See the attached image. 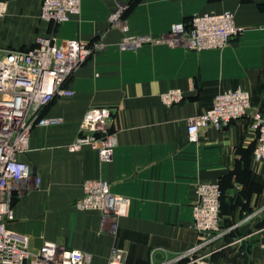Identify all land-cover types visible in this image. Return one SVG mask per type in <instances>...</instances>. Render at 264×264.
I'll list each match as a JSON object with an SVG mask.
<instances>
[{"label":"crops","instance_id":"0c3cea01","mask_svg":"<svg viewBox=\"0 0 264 264\" xmlns=\"http://www.w3.org/2000/svg\"><path fill=\"white\" fill-rule=\"evenodd\" d=\"M5 1L0 51L28 49L32 36L50 33L59 41L99 43L67 83L74 94L56 96L44 111L61 121L33 128L20 159L41 181L15 194L8 225L29 234L33 249L54 241L90 253L93 264H107L114 247L125 251V264H174L202 239L194 226L196 187L217 181L226 233L202 252L218 264H264V162L252 156L251 115L222 128L203 127L198 141L188 134L189 118L222 90H249L251 111L264 112V0H83L80 14L59 24L40 18L42 0ZM225 9L244 29L222 49L121 45L127 37H158L194 14ZM172 88L186 97L169 105L162 94ZM102 109L110 111L115 136L110 160L91 145L70 147L86 114ZM88 179L106 181L113 194L130 200L115 232L111 221L102 225L100 211L76 205Z\"/></svg>","mask_w":264,"mask_h":264},{"label":"built area","instance_id":"2783aa9c","mask_svg":"<svg viewBox=\"0 0 264 264\" xmlns=\"http://www.w3.org/2000/svg\"><path fill=\"white\" fill-rule=\"evenodd\" d=\"M83 0H42L40 15L59 24L80 14ZM7 2L0 0V18L7 12ZM120 12L113 13L112 22L119 20ZM231 9L197 13L189 19L174 23L158 37H127L123 47L140 46L146 41L183 46L192 50L222 49L239 35L244 27L237 25ZM98 42L80 39H62L50 33L37 38L28 49L0 51V264H93L92 255L54 241H45L38 249L31 247L29 234L11 228L14 218L13 198L40 183L33 176L27 162L20 155L28 150L30 136L37 124L58 123L61 118L44 115L56 96H72L68 86L73 73L92 55ZM185 93L172 88L162 94L166 104L181 102ZM252 109L249 90L238 87L219 91L209 108L189 118L188 134L198 141L203 127L222 128L235 119L250 114L252 129L256 132V145L252 156L264 161V112ZM108 109L89 111L80 124L81 135L71 143L75 150L91 145L98 148L103 160H110L115 136L110 126ZM193 204L194 226L202 239L179 260L183 264H218L202 249L226 233L221 214L222 189L220 182H201L196 187ZM130 200L113 194L106 181L88 179L83 194L76 201L81 209H94L102 213V225L109 221L113 231L119 217L127 214ZM125 251L114 247L107 264H125Z\"/></svg>","mask_w":264,"mask_h":264},{"label":"rangeland","instance_id":"374dc122","mask_svg":"<svg viewBox=\"0 0 264 264\" xmlns=\"http://www.w3.org/2000/svg\"><path fill=\"white\" fill-rule=\"evenodd\" d=\"M135 1H136V0H129V1H128V4H133V3H135ZM40 18L43 19V18L41 17V15H40ZM44 20H45V19H44ZM38 36H39V35H38ZM7 37H8V36H3L4 39H6ZM39 37H40V36H39ZM37 38H38L37 35H36V36H32V39H30L29 43H33V44H31V45H35L36 42H37ZM22 47H23V46H22ZM260 162H264V161H260ZM203 250H204V249H203ZM210 259L213 260L211 257H210ZM184 262H186V260H183V259H182V260H179V261H178V264H183Z\"/></svg>","mask_w":264,"mask_h":264},{"label":"water","instance_id":"95a60500","mask_svg":"<svg viewBox=\"0 0 264 264\" xmlns=\"http://www.w3.org/2000/svg\"><path fill=\"white\" fill-rule=\"evenodd\" d=\"M249 227H250V223H247L245 226L242 227V230L247 231ZM262 242L264 243V233H263Z\"/></svg>","mask_w":264,"mask_h":264},{"label":"bare ground","instance_id":"6f19581e","mask_svg":"<svg viewBox=\"0 0 264 264\" xmlns=\"http://www.w3.org/2000/svg\"><path fill=\"white\" fill-rule=\"evenodd\" d=\"M120 222V221H119ZM118 223V222H117ZM109 226V225H108ZM117 246V245H116Z\"/></svg>","mask_w":264,"mask_h":264},{"label":"trees","instance_id":"16d2710c","mask_svg":"<svg viewBox=\"0 0 264 264\" xmlns=\"http://www.w3.org/2000/svg\"><path fill=\"white\" fill-rule=\"evenodd\" d=\"M136 1H137V0H136ZM136 1H135V2H136Z\"/></svg>","mask_w":264,"mask_h":264}]
</instances>
